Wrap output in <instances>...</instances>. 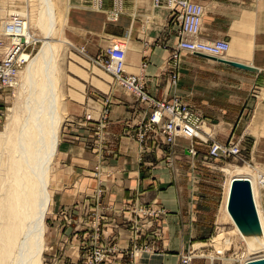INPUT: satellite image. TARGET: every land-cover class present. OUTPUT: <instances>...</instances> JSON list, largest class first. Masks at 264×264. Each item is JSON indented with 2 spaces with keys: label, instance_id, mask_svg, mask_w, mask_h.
Instances as JSON below:
<instances>
[{
  "label": "rangeland",
  "instance_id": "obj_1",
  "mask_svg": "<svg viewBox=\"0 0 264 264\" xmlns=\"http://www.w3.org/2000/svg\"><path fill=\"white\" fill-rule=\"evenodd\" d=\"M0 1L2 4L0 32L3 33L5 25L12 18L9 15V10L18 8V0ZM90 2L88 9L92 13L87 15L86 13H79L78 11L83 9L81 8L83 6L74 4L72 0H54L57 10L56 26L58 27L55 28L53 40H56L55 45L58 48L56 54L57 73L60 84L59 95L61 94V114L64 119L62 118L55 160L50 169L49 197L51 205L45 219L46 250L43 255L44 264H91L93 249L101 245L112 249L104 264H144L151 260L148 256L155 254L178 255L170 249L175 246L172 243L169 244V241L172 240L177 244L176 248L179 247L180 242L185 243L186 249L184 253H179V257L190 252L195 256L193 264H241V261L245 262L247 259L252 260L264 256V84L248 92L245 95V97L247 96L245 101L236 99V96L242 97L241 93L232 92L234 100L228 101V103L234 107L240 105V108H234L233 112L237 113L239 117H243L239 123L233 125L215 124L205 118L203 130L199 134L198 140L196 137L192 140L184 137H182L184 139H178L181 143L180 147L177 148V153L182 156L174 159L172 166L175 175L174 182L178 184L180 195L185 200H191V205L187 209L190 211L187 213L188 217L184 223L187 236L183 238L182 236L171 237L172 240H169L165 230L168 223V209L158 201L149 203L138 201L135 198L137 191L133 193L134 201H130L128 206L123 208L122 215L125 222L111 220V225H106L109 222L105 216L108 215L103 214L102 198L107 193L106 184L108 176L112 173L109 169L103 168L101 157L98 158V162L92 171H83V174L74 180H71L70 174H65L60 169L61 151L59 146L62 132L67 123L74 121L72 124L75 125L76 130L83 129V133H89L90 138L95 137V148L103 150L111 110L119 105V100L125 99L129 105L131 103L141 104L134 94L117 85L109 73L93 62V58L100 56L107 46L123 42L127 47V64L130 62V65L126 66V72L141 74L143 64L141 65L140 53L143 46L137 45L135 31L139 27L132 18L129 21L130 26L126 36H110L111 42L107 46H97L96 51L94 48V52H90L86 46L76 44L73 40L72 35L76 31L86 33L92 39L100 38L104 34L103 30L99 34L94 31L90 32L89 27L92 28L93 22L98 26H102L103 23L105 26H110V30L116 32L117 35L124 31V27L120 25L124 14L123 0H90ZM110 2H112L111 11L104 12L103 7H106ZM69 4L71 5L69 6ZM161 7L167 12L169 11L166 4H162ZM115 13H120V15L117 19H110L111 15ZM160 14H162L161 19L160 17L156 18L157 14L146 16L147 28L155 24H163L165 13ZM156 19L160 21L156 23ZM81 21H86L87 29L81 25L76 26L77 22L82 24ZM136 21L139 22L138 18ZM145 22L143 21V24ZM85 30H89V32ZM34 31L36 32L37 28H34ZM37 32L39 34L38 39L25 37L22 40H9L5 38L4 34L5 37L2 36L0 39V58L12 60L20 70L19 79L15 81L13 86L3 85V88L0 89V94L2 93L0 99V132L5 130L11 115L20 116L17 119L19 120L17 124L12 126L13 130L17 129L23 120V111L20 108L25 102L27 94H20L19 86L23 78L24 68L40 52L44 44L41 30L39 29ZM97 41L98 38L94 41V45ZM235 42L230 43L229 41L230 52L225 55L227 61L229 56H243L246 53L253 56L255 45L250 48L251 51L249 50V52H240L237 40ZM245 49L243 50L245 51ZM188 55V53H183L181 56L180 72L181 63ZM133 58L136 59L134 63H132ZM166 61L165 70H167ZM144 62L148 64L147 61ZM230 77L232 80L238 79L234 75ZM174 92L176 93V91ZM176 95L184 103L191 106L179 94L176 93ZM222 95L228 96L229 94L224 92ZM71 101L84 103V110L78 120L71 119L66 122L67 116L72 118ZM142 111L144 114V110ZM142 118L143 115L141 120ZM137 127L138 123L133 125L130 122L124 127L123 133L130 132V135L134 137L135 130L133 131V129ZM233 134H235L234 138H232ZM218 138L223 139L220 142ZM226 139L228 141L223 143ZM215 141L221 144L238 143L242 152L241 158L235 159L231 156L210 158L208 156L209 146ZM205 145L208 147L203 150ZM167 146L173 147L168 144ZM183 146L193 147L195 155L190 154L186 148L187 157H185ZM2 162H5L4 155ZM235 178L249 180L250 190L247 191V197L253 200L251 210L238 208L237 205L234 206V208L236 207L235 211L234 208H230L233 200L232 183ZM169 185L170 183L162 184L163 187L159 188L160 193L157 200H163ZM99 189L100 191H98ZM76 192L82 198H90L91 203L87 204V200H82L77 207L76 204L67 205L72 201L63 202L72 198ZM238 196V200H246L247 198L245 190L240 191ZM226 199L228 203L226 214L224 213L225 215L221 218V212H224V200ZM59 201L66 205L61 206L58 210L56 208ZM137 206L138 208H150L155 213L146 216L138 209L137 216L133 213L134 210H137ZM126 223L127 227L125 226ZM121 228L126 230L125 238H118L119 233L115 231L118 230L119 232ZM121 239L128 241L127 246L124 245L125 242L121 243Z\"/></svg>",
  "mask_w": 264,
  "mask_h": 264
},
{
  "label": "crops",
  "instance_id": "obj_2",
  "mask_svg": "<svg viewBox=\"0 0 264 264\" xmlns=\"http://www.w3.org/2000/svg\"><path fill=\"white\" fill-rule=\"evenodd\" d=\"M193 1L205 7L199 38L205 41L225 38L230 43H234L237 40L240 52H249L250 48L255 45L253 56H249L246 53L243 56H229V59L231 58L247 65L252 64L259 71L245 70L205 56L189 54L181 63L176 93L212 123H225L228 125L239 123L243 117H239L237 113L233 112L234 108H240V105H235L234 107V105H229L228 103V101L234 100L232 92L241 93L242 97L236 96V99L245 101L247 100L245 95L248 92L264 84V0ZM72 2L83 6L81 7L83 9L78 11L79 13H86L87 15L92 13L88 9L91 3L90 0H72ZM108 5L104 6L105 8L103 7L104 12L111 11L112 2ZM0 10L2 11V8ZM163 10L161 6L154 7L152 0H123L124 14L120 25L124 27V31L121 34L118 33L117 35L116 32L110 30V26H105L104 23L102 26H98V24L93 22L92 28L89 27L90 32L94 31L95 33L98 32V34L101 30L104 32L100 38L97 37L98 44L96 45V42V46L94 41L97 38L92 39L86 33L83 34L76 31L72 37L76 44L86 46L90 52H94V48L96 51L97 46H107L111 42L110 36H126L130 26L129 21L133 18L139 27L135 29L137 35V37L135 35L137 38L136 43L139 46H143V50L140 53L141 65L144 61L148 62L145 72L142 73L145 75L146 88L156 98L170 97L173 94V91L168 86L170 72L165 70L164 65L171 49L178 41V25L169 19V11L164 10L163 12ZM133 13L135 14L134 17ZM160 13H165L163 24H155L147 28L146 16L157 14L156 18L160 17L161 19L162 14ZM136 18H138L139 22L136 21ZM143 21L145 24H143ZM159 21V19H156V23ZM81 22L83 25L77 22L76 26L81 25L87 29L86 21ZM85 31L89 32V30ZM135 61L136 59L133 58L132 63ZM129 63L127 65H130ZM232 75L237 76L238 79L232 80L230 77ZM224 92L228 93L229 97L223 96ZM1 97L2 93L0 94V99ZM65 101L67 102V100ZM118 103L119 105H116L115 109L111 110L108 133L107 138L104 140L103 150L95 148V137L90 138L89 133H83V129L77 131L75 125L72 124L74 121L65 123L59 146L61 151L59 158L60 169L65 174H70L71 180H74L80 174H83V171H92L94 165L98 162V158L101 157L103 168L109 169L112 173L108 176L107 193L102 198L103 214L108 215L105 216L109 222L106 225L110 226L111 220L125 222L122 215L123 208L128 206L130 201H134L133 193L137 191L135 198L138 201L142 203L158 201V203L168 209L169 216L167 229L165 230L168 233L169 240H172L171 237L182 236L183 238L187 236L184 223L188 217L187 213L190 211L187 209L191 205V200H185L180 195L178 184L174 182L175 175L172 169L174 159L182 156L177 153V148L180 147L181 141L170 148L167 144L152 139L141 147L135 137H132L130 132L126 131L123 133V129L130 122L133 125L139 123L143 115L142 110L145 112L146 105L143 103H131L129 105V102L125 99L119 100ZM70 109L72 118L67 116L66 122L71 119L78 120L84 110V103L74 101L71 103ZM234 135L232 138H234ZM199 138L200 135L196 136L197 140ZM218 139L221 142L223 138ZM227 141L228 139L223 141V143ZM187 147L183 146L185 157H187ZM204 147L203 150L208 146L205 145ZM164 183H170L169 187L166 188L167 194H165L163 200H157L160 193L159 188L163 187L162 184ZM82 200H87V204L91 203L90 198H82L77 192L72 198L63 202L72 201L67 205L76 204L78 207ZM63 202L59 201L56 209L66 205ZM125 226H128L127 223ZM115 231L119 233L118 238H125L126 230L124 228H121L119 232L118 230ZM120 241H122L121 243L125 242L124 245L127 246V240L121 239ZM171 243L175 246L170 249L178 255H168L169 253L155 254L148 256L151 260L144 264H179V253H184L186 249L185 243L180 242V248H176L177 244L174 240L169 241L170 245ZM120 245L124 246L123 244Z\"/></svg>",
  "mask_w": 264,
  "mask_h": 264
},
{
  "label": "bare ground",
  "instance_id": "obj_3",
  "mask_svg": "<svg viewBox=\"0 0 264 264\" xmlns=\"http://www.w3.org/2000/svg\"><path fill=\"white\" fill-rule=\"evenodd\" d=\"M56 11L54 0H18V8L9 10L12 18L7 24L19 19L21 30L8 31L6 24L3 33L0 32V39L2 36L9 40H22L25 37L38 39L37 31L40 29L44 39L40 52L23 70L19 86V93L27 94L20 108L23 111V120L13 130L12 126L17 124L20 116L11 115L5 130L0 132V264H44L45 219L51 205L50 169L55 160L64 117L61 114L57 73L58 48L55 45L56 40H53L55 28L58 27ZM119 15L120 13H115L110 19H117ZM34 28H37L36 32ZM118 44L126 48V71L127 47L123 42ZM3 60L12 63V67L9 65L2 68L8 77L5 86L11 87L19 79L20 70L12 60ZM228 61L237 62L234 59ZM247 66L257 69L252 64ZM141 67L142 74L146 67ZM3 155L5 162H2ZM224 205L221 218L226 214L227 199L224 200ZM248 260L250 259L241 261V264Z\"/></svg>",
  "mask_w": 264,
  "mask_h": 264
},
{
  "label": "built area",
  "instance_id": "obj_4",
  "mask_svg": "<svg viewBox=\"0 0 264 264\" xmlns=\"http://www.w3.org/2000/svg\"><path fill=\"white\" fill-rule=\"evenodd\" d=\"M166 4L169 9V19L178 25V41L166 61L169 74L168 86L176 91L179 80V67L183 53L205 54L224 59L229 50V40L215 39L205 41L199 38L204 19L205 8L193 0H153V6L159 7ZM21 20L7 24L8 31L21 30ZM126 48L121 44L109 45L103 53L93 58V62L100 65L107 73L113 76L115 83L128 92L134 94L141 103L146 105L142 120L135 128L134 137L143 147L149 140H159L170 146L177 144L178 138L192 140L203 130L205 117L203 114L184 103L174 92L170 97L156 98L146 88L144 75H136L125 71ZM11 66V61L0 60V89L7 84L8 77L3 71L4 66ZM147 64L143 62V67ZM13 69L11 70V75ZM190 154L195 155L192 148H187ZM209 157L231 156L235 159L241 158V148L238 143L221 144L213 142L209 146ZM100 191V189L98 190ZM97 198V197H96ZM95 198V199H96ZM97 201H100L97 199ZM138 209L143 215L149 216L154 210L137 206L133 213L138 216ZM111 248L108 246H97L91 255V264H104ZM195 256L192 253L182 254L180 264H193Z\"/></svg>",
  "mask_w": 264,
  "mask_h": 264
},
{
  "label": "water",
  "instance_id": "obj_5",
  "mask_svg": "<svg viewBox=\"0 0 264 264\" xmlns=\"http://www.w3.org/2000/svg\"><path fill=\"white\" fill-rule=\"evenodd\" d=\"M201 56H205L214 60H217L219 62H223L226 63L228 65H231L233 67H237V68H241V69H245V70H250V71H257V69H254L252 67L247 66L246 64H242L239 62H234V61H227L221 58H216L213 56H209V55H205V54H198ZM232 190H233V200L231 203V207L230 208H234V206H238V208H244L247 210H251L250 207H252V203L253 200L248 199L247 197V191L250 190V182L249 180H247L246 178H235L233 180L232 183ZM246 193V200H238L239 199V193L240 191H244ZM249 196V195H248ZM236 208V207H235ZM234 208V211H235ZM245 264H264V258H257V259H252V260H248Z\"/></svg>",
  "mask_w": 264,
  "mask_h": 264
}]
</instances>
